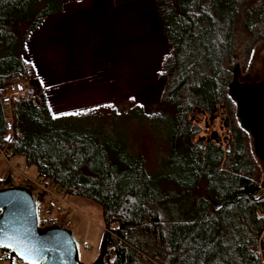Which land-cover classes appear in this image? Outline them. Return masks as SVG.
Returning a JSON list of instances; mask_svg holds the SVG:
<instances>
[{"label": "trees", "instance_id": "16d2710c", "mask_svg": "<svg viewBox=\"0 0 264 264\" xmlns=\"http://www.w3.org/2000/svg\"><path fill=\"white\" fill-rule=\"evenodd\" d=\"M63 4L0 0V147L7 133L4 86L19 77L30 79L24 59L28 44L48 18L61 15ZM152 4L167 48L156 75L164 88L153 111L129 99L123 111V105L102 104L53 114L38 90L32 98L9 102L7 158L27 165L35 180L57 193L100 208L105 264H260L264 195L260 190L245 195L258 186L257 178L246 133L235 128L230 108L235 105L227 96L239 0ZM262 18L260 9L246 10L244 30L251 32ZM111 19L113 24L116 18ZM220 102L226 105L230 135L226 148L194 145L196 130L186 115L193 107L209 111ZM122 120L147 121L161 137L165 155L155 166L147 167L128 142L118 124ZM36 204L46 215L56 203L41 193ZM11 261L23 264L1 249L0 264Z\"/></svg>", "mask_w": 264, "mask_h": 264}, {"label": "rangeland", "instance_id": "374dc122", "mask_svg": "<svg viewBox=\"0 0 264 264\" xmlns=\"http://www.w3.org/2000/svg\"><path fill=\"white\" fill-rule=\"evenodd\" d=\"M152 1L63 0L61 15L48 18L44 28L29 42L24 59L31 77H19L20 80L31 85L34 96L38 90L45 93L53 114L102 104H111V107L123 105L119 108L123 111L128 107L125 102L129 99L141 107H148L147 112H152V106L159 101L163 92L164 83L156 75L160 59L167 52ZM239 5L234 29L232 71L227 76V83H230L234 74L241 84L258 83L262 79L264 55V0H239ZM248 9H260L263 12L262 20L251 32L243 28ZM111 18H116L113 24ZM73 20L76 21L67 28ZM76 23L77 27L82 28L74 32L72 27ZM230 108L235 128L242 131L235 119V106ZM225 110L224 102L217 103L209 111L197 107L190 110L185 119L189 127L196 130L190 139L194 145L201 142L205 144L206 140L222 149L226 148L230 135L225 128ZM4 111L6 122L11 124L9 110L4 107ZM199 114L204 115V118L197 116ZM118 124L128 142L140 151L147 167L152 168L165 155L161 137L153 132L149 122L122 120ZM212 134L215 135V142L211 140ZM245 147L248 157L253 161L256 183L259 185L264 165L254 156L247 134ZM16 164L21 165L22 162L8 160L4 163L0 158L2 182L11 174L9 166ZM26 177L34 179L29 167ZM18 186L13 180L5 185L0 183V189ZM49 191L52 195L60 194L53 187H49ZM260 194L264 195V187ZM61 201L65 206L54 204L46 216L52 217L58 209L65 208L67 229L77 242L79 260L82 264H91L99 256L102 243L100 208L79 197L64 195ZM259 240L264 243V230L258 236ZM258 251L260 264H264L262 248H258ZM113 258V251L109 247L107 260L111 262Z\"/></svg>", "mask_w": 264, "mask_h": 264}, {"label": "water", "instance_id": "95a60500", "mask_svg": "<svg viewBox=\"0 0 264 264\" xmlns=\"http://www.w3.org/2000/svg\"><path fill=\"white\" fill-rule=\"evenodd\" d=\"M227 96L235 105L237 123L251 139L254 156L264 165V55L261 81L241 84L234 74ZM211 140L215 142L214 134ZM263 187L264 170L261 183L245 195ZM0 233L7 234L3 243L8 245L0 248L12 252L23 264H82L77 242L67 228L39 227L36 200L24 187L0 189ZM104 254L102 243L99 256L91 264H105Z\"/></svg>", "mask_w": 264, "mask_h": 264}, {"label": "built area", "instance_id": "2783aa9c", "mask_svg": "<svg viewBox=\"0 0 264 264\" xmlns=\"http://www.w3.org/2000/svg\"><path fill=\"white\" fill-rule=\"evenodd\" d=\"M4 94H3V107H6V109L9 110V102L11 100H26L28 98L34 97V91L30 84H28L26 81L20 80V78H16L15 80L7 83L4 86ZM201 118H204V115H197ZM194 118V116H192ZM192 119V118H191ZM10 123H7V133L5 136V144L0 147V158L4 163L8 162L7 158V150L9 149V145L12 141L11 137V130H10ZM222 127V126H221ZM8 148V149H7ZM11 170L10 174V181H14L19 185V187H24L30 191L32 196L35 198L38 197L41 193H45L53 197V200L56 204L65 206L62 200V197H64L62 194H55L52 195L49 191V185L48 184H42L38 180H30L26 177V173L28 171V166L25 164L21 165H12L9 166ZM2 185H5V182L2 183ZM38 208V207H37ZM40 214V215H39ZM65 208L62 207L61 209H58V212L56 215L52 217H47L44 212V208L40 207L38 209V222L40 228L50 227V226H61L64 228H67L68 223L65 221ZM1 250V248H0Z\"/></svg>", "mask_w": 264, "mask_h": 264}, {"label": "snow or ice", "instance_id": "6c2138e0", "mask_svg": "<svg viewBox=\"0 0 264 264\" xmlns=\"http://www.w3.org/2000/svg\"><path fill=\"white\" fill-rule=\"evenodd\" d=\"M7 238V234L6 233H0V247H6L8 245H5L3 243V240ZM29 264H31V261L29 262Z\"/></svg>", "mask_w": 264, "mask_h": 264}, {"label": "flooded vegetation", "instance_id": "af4514ba", "mask_svg": "<svg viewBox=\"0 0 264 264\" xmlns=\"http://www.w3.org/2000/svg\"><path fill=\"white\" fill-rule=\"evenodd\" d=\"M225 128L227 129V132L229 131L228 129V123H227V120L225 122ZM202 141V140H201ZM206 143V140L204 141ZM204 145V143L201 142V144H199L200 147H202Z\"/></svg>", "mask_w": 264, "mask_h": 264}, {"label": "crops", "instance_id": "0c3cea01", "mask_svg": "<svg viewBox=\"0 0 264 264\" xmlns=\"http://www.w3.org/2000/svg\"><path fill=\"white\" fill-rule=\"evenodd\" d=\"M0 179H2V178H0ZM3 180V179H2ZM5 182V181H4ZM4 182H2L1 180H0V183H4ZM2 264H16V263H14L13 261H11L10 263H8V262H5V263H2Z\"/></svg>", "mask_w": 264, "mask_h": 264}]
</instances>
